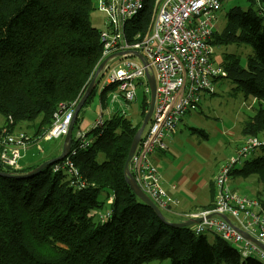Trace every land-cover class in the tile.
<instances>
[{"label": "trees", "instance_id": "trees-1", "mask_svg": "<svg viewBox=\"0 0 264 264\" xmlns=\"http://www.w3.org/2000/svg\"><path fill=\"white\" fill-rule=\"evenodd\" d=\"M159 1L145 0L141 12L128 21V29L148 32ZM249 1L247 9L236 5L228 11L224 28L218 32L215 25L210 43L250 44L254 54L244 67L236 53H226L221 62L214 53L224 74L212 78L213 90L199 91L196 109L202 93H215L220 78L232 80L246 97L257 99L259 105L244 121L242 132L262 140L258 147L262 153L248 157L241 168L234 167L230 177L258 176L261 187L255 198L264 212V24L260 14H264V0ZM95 9L98 0H0V113L5 118L0 151L6 136L3 129L13 133L22 121H30L35 131L32 139H38L62 105L82 98L103 61L101 30L91 21ZM149 105L150 96L142 102V119L137 124L124 113L110 115L92 127L95 138L84 145L74 133L78 116L72 138L77 152L68 153L75 169L57 168L64 158L34 176L0 174V264H144L155 259H169L172 264H264L255 256L241 254L216 230L197 234L195 225L164 222L133 192L124 165ZM182 120L183 116L176 129ZM194 129L208 136L204 129ZM60 153L12 168L0 159V171L26 173ZM215 190L214 203L202 209L215 207ZM162 211L169 221L179 222ZM169 212L182 216L173 206ZM207 232L214 234L212 241Z\"/></svg>", "mask_w": 264, "mask_h": 264}, {"label": "built area", "instance_id": "built-area-1", "mask_svg": "<svg viewBox=\"0 0 264 264\" xmlns=\"http://www.w3.org/2000/svg\"><path fill=\"white\" fill-rule=\"evenodd\" d=\"M145 0H98V9L105 16L106 28L100 31L103 42V59L115 52L129 50L141 52L146 62L138 55L125 53L116 56L118 62L106 64L105 86L116 84L127 101L138 97V83L146 85L147 71L156 78V101L153 114L144 131L139 145L130 161V170L139 186L149 195L160 209L172 212L178 199L168 196L161 181V174L152 160L154 152L168 148V140L176 130L181 117L195 110L200 90H213L212 78L224 74L215 61V46L210 38L215 27V12L221 7V0H160L153 15L148 32L142 34L128 29L127 23L144 8ZM119 93H114V98ZM78 100L68 106L62 105L55 112L54 121L45 136L60 138L66 135L74 118ZM103 119L95 124L100 125ZM1 161L16 167L32 143V135L26 131L7 132ZM80 145L89 143L87 132H77ZM262 144L257 136H246L238 147L237 156L224 163L214 179L215 207L211 210L181 212L185 220L203 216L194 223L197 234L206 230L218 231L220 235L236 246L244 256H255L264 262V249L247 238L241 231L256 238L264 245V212L255 197L231 189L228 185L231 171L237 163L244 162ZM73 145V143H72ZM73 147V146H72ZM71 147V149H72ZM70 149L72 154L77 148ZM69 166L73 162L68 157L58 167ZM212 212L228 213L235 221L217 216L207 217Z\"/></svg>", "mask_w": 264, "mask_h": 264}, {"label": "rangeland", "instance_id": "rangeland-1", "mask_svg": "<svg viewBox=\"0 0 264 264\" xmlns=\"http://www.w3.org/2000/svg\"><path fill=\"white\" fill-rule=\"evenodd\" d=\"M241 6L247 9L250 6L249 0H223L222 8L217 11L215 20L216 30L221 32L227 20V13L233 6ZM254 7L257 9L258 4ZM262 20L264 24V14ZM105 14L95 9L92 13V24L99 30L106 28ZM226 53H236L240 59L241 64L247 67L249 55L254 54V48L250 44H215V58L221 62ZM119 57H114L109 61L111 65L118 62ZM107 72L106 67L100 75V83L97 85L92 97L83 106L79 113L78 124L74 133L83 131L90 132L92 127L102 119L106 120L114 113L126 114L134 124H137L142 119L141 108L143 100L150 96L146 91L144 83H138L137 94L138 97L133 101H127L121 94L119 86L113 84L104 89ZM105 91V93H103ZM119 93L114 98V93ZM259 103L253 95L246 97L245 92L237 88V84L228 78H220L215 82V93H202L200 105L197 109L187 111L183 115V120L168 140L169 148V165H160L161 171H166L170 182L178 185V180L181 176H187L189 181L184 184V196L186 202L193 195L191 194V187L194 180L198 182L204 179H215L221 166L233 157L237 156L240 142L245 135L242 132L244 121L248 116L254 114ZM4 116L0 113V127L4 123ZM194 128L204 129L208 136L200 133ZM18 131H26L34 135V127L30 121H22L16 127L13 133ZM88 137L94 139L95 135L92 132ZM64 136L60 138H49L41 135L38 139H32L33 142L27 149V156L22 160V165L38 163L52 153H60L63 148ZM240 143V144H239ZM239 146L237 147V145ZM262 153L261 149H257L250 156L257 157ZM249 156V157H250ZM103 156H99L98 160L102 161ZM157 165V162H155ZM244 162L236 164V168H241ZM214 181V180H213ZM228 185L232 189H237L240 194H246L250 197H255L261 187L256 174L244 177L240 173L231 176ZM236 190V191H237ZM237 191V192H238ZM203 190L199 189L196 193L199 199H202L205 194ZM169 219L176 221L185 220L182 216L174 215L165 211ZM194 224L191 225L193 227ZM208 239L212 241L214 234L206 233ZM236 247V246H235ZM144 264H172L171 260H152Z\"/></svg>", "mask_w": 264, "mask_h": 264}, {"label": "water", "instance_id": "water-1", "mask_svg": "<svg viewBox=\"0 0 264 264\" xmlns=\"http://www.w3.org/2000/svg\"><path fill=\"white\" fill-rule=\"evenodd\" d=\"M125 53L136 54L139 56V58L142 61L146 62L144 55L141 52L134 51V50H129V51H125V52L124 51L123 52H115V53H112L103 59V61L97 67V70L94 73L90 84L88 85L85 93L83 94L82 98L79 100V102L75 108L74 118L70 124L68 132L65 135L64 142H63V148L61 150V153L58 156L43 161L37 167L33 168L32 170H30L26 173L16 174L13 172L0 171V174L4 175V176L30 177V176H34V175L38 174L39 172H41L46 166L64 159L68 155V153L72 147V142H73L72 138H73V130H74V126H75V121L77 120L79 113H80L81 109L83 108V106L85 105V103L87 102L88 98L90 97V95L95 90V88L99 82V76L102 74L106 64L108 63V61L110 59H112L118 55L125 54ZM146 74H147V81H148V84L150 87V105H149V108H148L144 118H143V121H142L140 128L137 130V132L135 133V135L133 137L132 144H131V147H130V150L128 153V157H127V160H126L125 165H124L125 179H126L127 183L129 184V186L131 187V189L133 190V192L136 193V195L141 200H143L146 204L151 206L153 208V210L157 213V215L164 222H167V223L174 225V226H189V225H192L196 222L202 221L203 216L186 219V220H183L181 222L169 221L167 219V217L165 216V214L163 213V211L160 209V207L154 202V200L149 195L146 194V192H144V190L139 186L138 182L136 181V179L131 174L130 161H131V159H132V157H133V155H134V153H135V151L139 145V142L141 140V137H142L146 127L148 126V124L150 122V119L152 117L153 110L155 107V101H156V92H157L156 78H155L154 74L151 73L150 71H147ZM214 215H219V216L223 217L225 220H227L228 222L232 223L230 218L225 213L212 212V213L208 214L207 217H211ZM241 231L245 234V236L247 238L252 239L254 242L261 245L264 249V245L261 244L256 238L250 236L249 234H247L243 230H241Z\"/></svg>", "mask_w": 264, "mask_h": 264}, {"label": "crops", "instance_id": "crops-1", "mask_svg": "<svg viewBox=\"0 0 264 264\" xmlns=\"http://www.w3.org/2000/svg\"><path fill=\"white\" fill-rule=\"evenodd\" d=\"M99 83H100V80L98 84ZM239 144L237 145V147L239 146ZM169 148H170V144H168L167 150L154 152L152 155V160L154 163L157 162L156 166L159 170V173L161 174V181L166 190L167 195L178 199V203L173 205L175 212L181 213V212H192V211H197V210H203L202 208H205V206L212 205L214 203V195H213V192H214V181L213 180L214 179H209V180L204 179V180H200L199 182L197 180H194V184L191 187V191H190L191 194H189L190 196L191 195L193 196L190 197L189 202H186L185 199H182V197L184 196V193H183L184 187L186 186L184 184H186L190 178H188L187 176H181L178 180L179 181L178 185H176L174 182L172 184L170 182L169 176L166 175V171H161L160 169V165L162 164L164 165V163L166 165H169V162H168L170 161ZM26 156H27V151H26L25 157ZM25 157L20 159L19 161L20 166L23 164L22 160ZM24 165H26V163ZM199 189H202L204 191L203 194H205L202 199L196 198L197 194H194ZM234 190H237V189H234Z\"/></svg>", "mask_w": 264, "mask_h": 264}, {"label": "bare ground", "instance_id": "bare-ground-1", "mask_svg": "<svg viewBox=\"0 0 264 264\" xmlns=\"http://www.w3.org/2000/svg\"><path fill=\"white\" fill-rule=\"evenodd\" d=\"M74 166V165H73ZM73 169H75L74 167H73Z\"/></svg>", "mask_w": 264, "mask_h": 264}]
</instances>
